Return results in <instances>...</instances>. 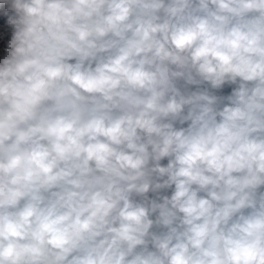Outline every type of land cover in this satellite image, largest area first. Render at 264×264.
<instances>
[{
  "label": "clouds",
  "instance_id": "1",
  "mask_svg": "<svg viewBox=\"0 0 264 264\" xmlns=\"http://www.w3.org/2000/svg\"><path fill=\"white\" fill-rule=\"evenodd\" d=\"M0 264H264V0H0Z\"/></svg>",
  "mask_w": 264,
  "mask_h": 264
}]
</instances>
